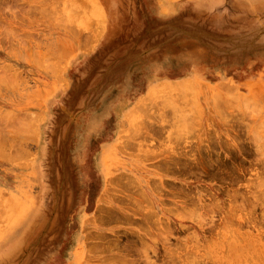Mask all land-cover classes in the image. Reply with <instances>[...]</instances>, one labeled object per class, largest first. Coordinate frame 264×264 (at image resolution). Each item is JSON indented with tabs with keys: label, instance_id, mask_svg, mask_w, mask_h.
Wrapping results in <instances>:
<instances>
[{
	"label": "rangeland",
	"instance_id": "obj_1",
	"mask_svg": "<svg viewBox=\"0 0 264 264\" xmlns=\"http://www.w3.org/2000/svg\"><path fill=\"white\" fill-rule=\"evenodd\" d=\"M0 264H264V0H0Z\"/></svg>",
	"mask_w": 264,
	"mask_h": 264
},
{
	"label": "bare ground",
	"instance_id": "obj_2",
	"mask_svg": "<svg viewBox=\"0 0 264 264\" xmlns=\"http://www.w3.org/2000/svg\"><path fill=\"white\" fill-rule=\"evenodd\" d=\"M177 95H178V94H177ZM224 179H225V178H224ZM222 180H223V179H222ZM241 203L243 204V202H241ZM242 204H241V205H242ZM244 204H245V203H244ZM214 206H215V205H214ZM242 206H244V205H242ZM241 208H242V207H241ZM226 211H227V210H226ZM226 211H225V212H226ZM226 213H228V212H226ZM225 216H226V215H225ZM228 216H229V215H228ZM228 216H227V217H228ZM230 216H231V215H230ZM230 218H231V217H230ZM221 219H222V218H221ZM225 222H226V221H225ZM229 222H230V221H229ZM227 223H228V222H227ZM230 225H231V224H230ZM237 238H238V236H237ZM238 241H239V240H238ZM254 247H255V246H254ZM253 259H254V257H253Z\"/></svg>",
	"mask_w": 264,
	"mask_h": 264
}]
</instances>
